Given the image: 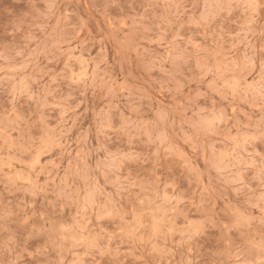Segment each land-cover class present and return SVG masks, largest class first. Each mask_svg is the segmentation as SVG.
<instances>
[{"label":"rangeland","instance_id":"obj_1","mask_svg":"<svg viewBox=\"0 0 264 264\" xmlns=\"http://www.w3.org/2000/svg\"><path fill=\"white\" fill-rule=\"evenodd\" d=\"M262 52L264 0H0V264H264Z\"/></svg>","mask_w":264,"mask_h":264},{"label":"snow or ice","instance_id":"obj_2","mask_svg":"<svg viewBox=\"0 0 264 264\" xmlns=\"http://www.w3.org/2000/svg\"><path fill=\"white\" fill-rule=\"evenodd\" d=\"M261 56L264 57V52L261 53ZM261 139L264 140V131L261 133ZM261 174L264 176V170H262ZM25 223H27V221H25ZM25 255H27V253H25ZM29 264H32V262H29Z\"/></svg>","mask_w":264,"mask_h":264}]
</instances>
